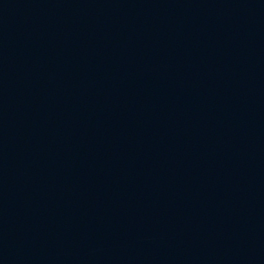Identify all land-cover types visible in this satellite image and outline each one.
I'll use <instances>...</instances> for the list:
<instances>
[{"label":"water","instance_id":"obj_1","mask_svg":"<svg viewBox=\"0 0 264 264\" xmlns=\"http://www.w3.org/2000/svg\"><path fill=\"white\" fill-rule=\"evenodd\" d=\"M0 264H264V0H0Z\"/></svg>","mask_w":264,"mask_h":264}]
</instances>
